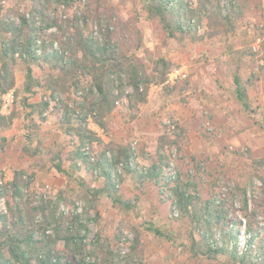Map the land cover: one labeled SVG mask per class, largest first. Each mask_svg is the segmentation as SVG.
I'll return each instance as SVG.
<instances>
[{
  "label": "trees",
  "instance_id": "obj_1",
  "mask_svg": "<svg viewBox=\"0 0 264 264\" xmlns=\"http://www.w3.org/2000/svg\"><path fill=\"white\" fill-rule=\"evenodd\" d=\"M28 1V15H20L18 24L0 20V134L14 124L20 103L28 111L23 123L28 144L23 151L30 157L41 155L42 145L37 142L34 146V142L41 124L47 122L44 114L50 111V105L45 100L30 103V99L39 88L49 91L52 98H58L55 109L60 111V124L70 139V149L49 148L47 157L55 173L73 179L82 193L74 197L60 189L53 198H36L30 190L32 177L24 170H15L12 180L2 181L0 198L5 201L6 212H0V264H144L142 232L174 240L153 221L145 220L139 230L133 229L128 252L115 248L100 232L90 237L91 223L101 218L102 199L122 210L136 206L121 193L124 175L131 176L141 188L148 184L162 202H169L171 213L184 227L182 246L193 258L264 264V230L255 225L257 212L249 213L247 194L253 182L204 199L195 175L170 166L166 145L179 147L184 135L180 126H176L173 137L163 134L159 138L156 154L141 167L131 145L104 143L89 126L92 121L105 130L107 118L123 103L138 114L151 86L166 82L172 62L150 57L146 66L134 55L128 56L114 39V11L103 4L102 9L88 4L59 23L47 14L50 5L71 7L76 0ZM135 13L137 21L157 18L171 39L197 36L202 26L207 36L214 37L235 32L244 16V4L243 0H138ZM53 27L59 28L64 40L48 48L40 36ZM18 59L25 66L21 90L14 72ZM40 64L49 71L43 80L33 72V66ZM252 83L248 80L245 85L238 75L233 78L236 99L249 115L253 110L246 86ZM12 91L14 106L5 115L3 97ZM71 92L80 96L69 105L71 97L64 96ZM5 143L6 138H0L1 150ZM78 201L82 202L80 207ZM235 204L248 219L241 250L236 229L241 221L234 214ZM116 239L121 243L120 234Z\"/></svg>",
  "mask_w": 264,
  "mask_h": 264
},
{
  "label": "rangeland",
  "instance_id": "obj_2",
  "mask_svg": "<svg viewBox=\"0 0 264 264\" xmlns=\"http://www.w3.org/2000/svg\"><path fill=\"white\" fill-rule=\"evenodd\" d=\"M138 0H76L71 7L52 3L47 14L59 23L73 17L78 10L90 4L102 9L101 4L114 11V39L128 56H135L149 66L150 57L166 58L173 68L163 85L153 84L148 99L135 114L126 103L106 120L105 130L89 122L104 143L131 145L137 155L139 167L146 166L154 157L163 134L173 137L176 126L184 129L179 147L166 145L170 166L182 173L196 176L204 199L211 194H227L229 187L253 186L248 190L249 213L256 211L255 225L264 230V0H243L244 16L234 33L207 36L206 28L200 27L197 36L186 35L178 39L168 38L159 20H136ZM28 0H0V20L19 23L20 15H28ZM93 30V27L91 28ZM41 41L48 48L57 47L64 40L58 27L41 32ZM57 39V40H56ZM25 66L18 59L14 67L16 86L22 89ZM34 76L43 80L48 68L33 66ZM150 72L149 67L147 73ZM238 75L247 85L253 114L244 113L235 96L233 78ZM69 105L80 96L71 92ZM45 100L50 111L45 113L47 122L41 124L36 142L42 145V154L26 155L24 118L27 110L17 103L14 124L0 134L6 138L5 149H0L2 181H10L15 170H24L32 177L31 192L34 197L53 198L60 189L74 197L81 195L73 179L59 176L52 169L47 150L53 147L70 149V139L60 124V111L55 109L58 98L51 97L44 88L30 99V103ZM14 92L3 97L2 113L8 115L14 106ZM100 150L101 147H96ZM259 162H263L262 165ZM79 172L77 171L76 174ZM121 193L136 206L122 210L112 206L109 200L99 204L101 218L91 223L90 237L100 232L116 248L128 252L133 240V229L145 220L173 236V242L142 232L144 264H228L224 259L207 261L193 258L182 246L184 227L171 213L169 202H162L157 191L144 187L124 175ZM223 180V181H222ZM224 182H227L224 183ZM227 185V186H226ZM35 201H38L36 199ZM77 205H82L78 201ZM0 212H6L4 199L0 198ZM234 214L241 221L237 226L238 249L244 247L248 219L234 205ZM94 216V215H93ZM120 234L121 243L116 239ZM59 248H63L60 244Z\"/></svg>",
  "mask_w": 264,
  "mask_h": 264
}]
</instances>
